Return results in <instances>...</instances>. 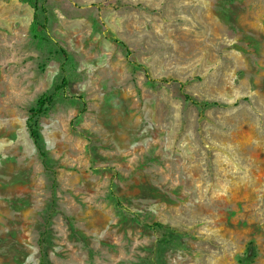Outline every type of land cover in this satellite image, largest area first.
Here are the masks:
<instances>
[{"label":"rangeland","instance_id":"rangeland-1","mask_svg":"<svg viewBox=\"0 0 264 264\" xmlns=\"http://www.w3.org/2000/svg\"><path fill=\"white\" fill-rule=\"evenodd\" d=\"M0 264H264V0H0Z\"/></svg>","mask_w":264,"mask_h":264},{"label":"trees","instance_id":"trees-1","mask_svg":"<svg viewBox=\"0 0 264 264\" xmlns=\"http://www.w3.org/2000/svg\"><path fill=\"white\" fill-rule=\"evenodd\" d=\"M36 20V15L33 14V21L35 22ZM35 26H37L38 28L40 29H44L45 27L44 26H40L38 24H35ZM36 29V28H35ZM115 43L119 44L120 46H122L125 50V53H126V56H129L130 55V51L126 48L125 44L122 43L121 41H118V40H115L114 41ZM60 53L62 54L63 57H65V53L64 51H62L60 49ZM131 64L134 65L135 68H139V69H142V72L144 74V77L146 78L147 82L148 83H152V82H155L154 80L150 79L149 76H148V73L146 71V69H144L141 65L139 64H136L134 62H131ZM66 84V79L65 78H62L61 79V82H60V87H63L64 85ZM58 89V87H57ZM56 90V89H55ZM182 99L194 106H197L199 111L202 110V108H204L206 106V104H200L198 105L199 103H197L196 101H194L193 99H191V97H189L187 94H183L182 95ZM50 101V96L49 95H46V94H43L41 95L37 101H36V107L35 108H32L29 113H30V117L27 119V122H26V127H27V130H28V133H29V136L31 138V140L33 141V143L36 145L37 144V141H38V132H37V128H36V117H38L42 111H44L45 109V105H47V103ZM155 227L157 228H164L166 230H168L167 227H164L163 225L159 224V223H156L154 225ZM172 233V232H170Z\"/></svg>","mask_w":264,"mask_h":264}]
</instances>
